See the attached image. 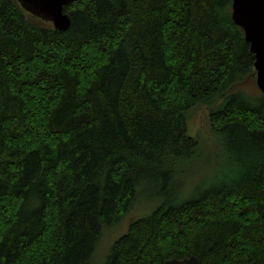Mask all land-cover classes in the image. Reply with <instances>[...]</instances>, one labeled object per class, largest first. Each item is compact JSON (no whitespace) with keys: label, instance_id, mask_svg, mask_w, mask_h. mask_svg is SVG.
I'll use <instances>...</instances> for the list:
<instances>
[{"label":"trees","instance_id":"16d2710c","mask_svg":"<svg viewBox=\"0 0 264 264\" xmlns=\"http://www.w3.org/2000/svg\"><path fill=\"white\" fill-rule=\"evenodd\" d=\"M231 3L74 0L58 31L0 0V264H90L147 191L102 264H264V95ZM197 105L230 168L183 198Z\"/></svg>","mask_w":264,"mask_h":264},{"label":"rangeland","instance_id":"374dc122","mask_svg":"<svg viewBox=\"0 0 264 264\" xmlns=\"http://www.w3.org/2000/svg\"><path fill=\"white\" fill-rule=\"evenodd\" d=\"M244 94L255 98L246 99L255 103L257 96L261 94L255 83V79H249L241 85ZM187 132L190 136L204 140L203 151L192 163L184 175L183 185L173 184L171 189L178 197H187L192 191L198 188L211 185L214 177L222 174L230 168V164L223 157L221 147L216 144L215 136L208 122V109L204 105H197L186 112ZM217 152V154L214 153ZM156 189L152 188V191ZM151 190V189H150ZM160 196L151 191H147L142 196H138L124 216L115 224L106 227L96 244L94 254L90 259V264H102L105 262L113 242L122 235L127 225L136 217L151 212L157 204L161 202Z\"/></svg>","mask_w":264,"mask_h":264},{"label":"water","instance_id":"95a60500","mask_svg":"<svg viewBox=\"0 0 264 264\" xmlns=\"http://www.w3.org/2000/svg\"><path fill=\"white\" fill-rule=\"evenodd\" d=\"M17 1L25 11L50 22L58 31L66 30L71 23L64 6L74 0ZM231 19L242 29L249 51L254 55L255 83L264 95V0H232ZM163 264H200V260L190 255L180 259L172 257Z\"/></svg>","mask_w":264,"mask_h":264}]
</instances>
